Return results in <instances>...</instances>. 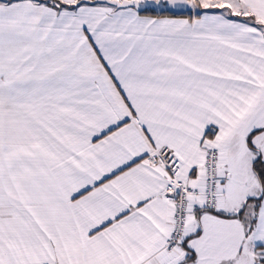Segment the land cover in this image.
Listing matches in <instances>:
<instances>
[{"label": "snow or ice", "instance_id": "6c2138e0", "mask_svg": "<svg viewBox=\"0 0 264 264\" xmlns=\"http://www.w3.org/2000/svg\"><path fill=\"white\" fill-rule=\"evenodd\" d=\"M0 264H264V0H0Z\"/></svg>", "mask_w": 264, "mask_h": 264}]
</instances>
